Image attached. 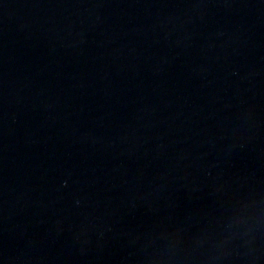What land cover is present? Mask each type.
<instances>
[{
	"label": "water",
	"instance_id": "water-1",
	"mask_svg": "<svg viewBox=\"0 0 264 264\" xmlns=\"http://www.w3.org/2000/svg\"><path fill=\"white\" fill-rule=\"evenodd\" d=\"M0 264H264V0H0Z\"/></svg>",
	"mask_w": 264,
	"mask_h": 264
}]
</instances>
